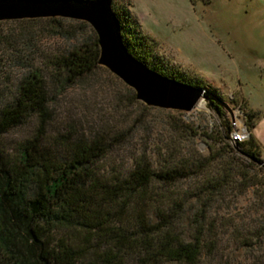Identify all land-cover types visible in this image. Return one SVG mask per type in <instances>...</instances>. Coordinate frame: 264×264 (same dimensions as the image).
<instances>
[{
	"label": "trees",
	"instance_id": "16d2710c",
	"mask_svg": "<svg viewBox=\"0 0 264 264\" xmlns=\"http://www.w3.org/2000/svg\"><path fill=\"white\" fill-rule=\"evenodd\" d=\"M113 11L137 60L195 85L167 74L128 13L114 4ZM45 21L73 43L29 68L10 94L0 91V264H264L263 148L253 135L262 113L245 111L250 136L243 143L230 144V127L217 139L205 133L208 156L196 145L182 148L178 131L191 140L199 132L177 119L168 123L176 134L155 149L156 161L146 152L111 160L125 135L104 116L92 123V114H78L74 102L60 98L81 84L96 85L100 71L131 103L135 93L99 65L90 25ZM29 125L30 133L8 141Z\"/></svg>",
	"mask_w": 264,
	"mask_h": 264
},
{
	"label": "rangeland",
	"instance_id": "374dc122",
	"mask_svg": "<svg viewBox=\"0 0 264 264\" xmlns=\"http://www.w3.org/2000/svg\"><path fill=\"white\" fill-rule=\"evenodd\" d=\"M113 4L128 13L136 32L148 39L164 71L202 87L208 100L189 112L149 107L138 100L131 103L123 87L100 71L96 85L81 84L60 101L74 102L71 108L78 114H92V123L104 116L116 133L125 135L111 160L127 161L131 154L146 152L156 161L155 149L176 134L168 123L177 119L199 132L191 140L178 131L182 148L187 151L196 145L203 156L210 154L211 145L203 135L217 139L225 137L232 124L245 126V111L262 113L253 135L264 140V0H114ZM33 20L0 22V91L6 95L29 68L42 67L47 58L62 54L73 43L57 36L47 19ZM116 93L124 103L114 100ZM32 129L29 125L12 133L8 141L13 143ZM260 159L262 164L264 149ZM241 200L248 205L252 194Z\"/></svg>",
	"mask_w": 264,
	"mask_h": 264
},
{
	"label": "water",
	"instance_id": "95a60500",
	"mask_svg": "<svg viewBox=\"0 0 264 264\" xmlns=\"http://www.w3.org/2000/svg\"><path fill=\"white\" fill-rule=\"evenodd\" d=\"M114 0H0V22L61 17L85 22L100 48L99 65L132 89L146 106L189 112L208 97L202 88L169 79L137 60L125 47Z\"/></svg>",
	"mask_w": 264,
	"mask_h": 264
},
{
	"label": "built area",
	"instance_id": "2783aa9c",
	"mask_svg": "<svg viewBox=\"0 0 264 264\" xmlns=\"http://www.w3.org/2000/svg\"><path fill=\"white\" fill-rule=\"evenodd\" d=\"M230 135H229V142L232 145H236L238 143H243L245 142L249 135H248V130L246 126H238L236 124H232L230 127Z\"/></svg>",
	"mask_w": 264,
	"mask_h": 264
},
{
	"label": "crops",
	"instance_id": "0c3cea01",
	"mask_svg": "<svg viewBox=\"0 0 264 264\" xmlns=\"http://www.w3.org/2000/svg\"><path fill=\"white\" fill-rule=\"evenodd\" d=\"M258 138H259V142L261 143L262 148L264 149V147H263L264 146V140H262L261 135ZM258 138H256V139L258 140Z\"/></svg>",
	"mask_w": 264,
	"mask_h": 264
},
{
	"label": "bare ground",
	"instance_id": "6f19581e",
	"mask_svg": "<svg viewBox=\"0 0 264 264\" xmlns=\"http://www.w3.org/2000/svg\"><path fill=\"white\" fill-rule=\"evenodd\" d=\"M202 106H204V104H202ZM202 106H201V107H202Z\"/></svg>",
	"mask_w": 264,
	"mask_h": 264
}]
</instances>
